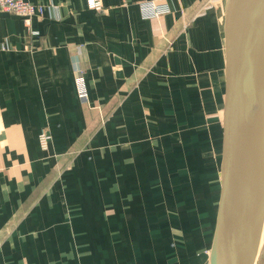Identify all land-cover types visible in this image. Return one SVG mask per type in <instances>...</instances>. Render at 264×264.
<instances>
[{
    "label": "crops",
    "instance_id": "obj_1",
    "mask_svg": "<svg viewBox=\"0 0 264 264\" xmlns=\"http://www.w3.org/2000/svg\"><path fill=\"white\" fill-rule=\"evenodd\" d=\"M25 1L29 27L0 12V264H205L225 0Z\"/></svg>",
    "mask_w": 264,
    "mask_h": 264
},
{
    "label": "water",
    "instance_id": "obj_2",
    "mask_svg": "<svg viewBox=\"0 0 264 264\" xmlns=\"http://www.w3.org/2000/svg\"><path fill=\"white\" fill-rule=\"evenodd\" d=\"M223 13L222 136L205 264H256L264 230V0H225Z\"/></svg>",
    "mask_w": 264,
    "mask_h": 264
},
{
    "label": "built area",
    "instance_id": "obj_3",
    "mask_svg": "<svg viewBox=\"0 0 264 264\" xmlns=\"http://www.w3.org/2000/svg\"><path fill=\"white\" fill-rule=\"evenodd\" d=\"M87 7L91 11L101 12L103 10L101 0H86ZM49 18L55 19V7L50 5ZM141 15L143 18H159L162 14L169 12V8L164 0H145L140 4ZM0 12L14 14L21 18L25 25L29 27L32 17L41 18L44 16L45 9L43 6L27 2L25 0H0ZM6 48L5 43L0 44V49ZM77 97L80 102L87 103V89L82 77L76 79ZM51 140V135L46 130L39 133L38 142L41 150H47Z\"/></svg>",
    "mask_w": 264,
    "mask_h": 264
},
{
    "label": "bare ground",
    "instance_id": "obj_4",
    "mask_svg": "<svg viewBox=\"0 0 264 264\" xmlns=\"http://www.w3.org/2000/svg\"><path fill=\"white\" fill-rule=\"evenodd\" d=\"M257 103L259 104V102H257ZM261 112L263 113L262 120L264 121V111H263V107L261 108ZM263 229H264V225H263ZM262 238H263V236H262ZM262 238H261V242H262Z\"/></svg>",
    "mask_w": 264,
    "mask_h": 264
},
{
    "label": "rangeland",
    "instance_id": "obj_5",
    "mask_svg": "<svg viewBox=\"0 0 264 264\" xmlns=\"http://www.w3.org/2000/svg\"><path fill=\"white\" fill-rule=\"evenodd\" d=\"M263 233H264V230H263ZM263 236V235H262ZM210 243V242H209Z\"/></svg>",
    "mask_w": 264,
    "mask_h": 264
}]
</instances>
